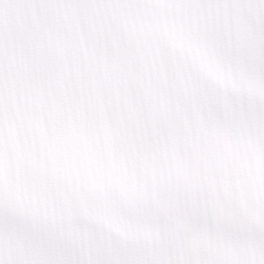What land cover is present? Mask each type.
<instances>
[{"label": "clouds", "instance_id": "1", "mask_svg": "<svg viewBox=\"0 0 264 264\" xmlns=\"http://www.w3.org/2000/svg\"><path fill=\"white\" fill-rule=\"evenodd\" d=\"M0 264H264V0H0Z\"/></svg>", "mask_w": 264, "mask_h": 264}]
</instances>
